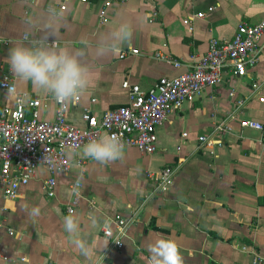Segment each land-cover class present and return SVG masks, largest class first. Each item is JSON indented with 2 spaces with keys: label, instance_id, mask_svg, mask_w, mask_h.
Instances as JSON below:
<instances>
[{
  "label": "crops",
  "instance_id": "obj_1",
  "mask_svg": "<svg viewBox=\"0 0 264 264\" xmlns=\"http://www.w3.org/2000/svg\"><path fill=\"white\" fill-rule=\"evenodd\" d=\"M61 5L64 11H60ZM49 9L63 15L58 44L73 51L83 49L82 35L87 34L94 45L100 34L121 21L129 22L133 30L130 43L121 48L120 53H128L122 59L120 53L94 58L86 50L93 78L79 106L67 112V121L75 127L83 126L80 115L84 108L100 117L127 105L128 92L121 87L124 81L147 91L161 77L190 69L207 51L211 39L229 40L240 23L264 20V0H130L113 4L102 19L103 6L94 1L0 0V38L9 41L0 50L5 70L10 69L6 60L10 47L28 30L25 21L35 20ZM197 13L206 17L193 19L190 28L186 27L182 21ZM39 36V31L32 30L30 39ZM131 50L138 54L130 55ZM157 54L183 66L175 69ZM257 83L263 88L253 97L251 87ZM18 87L23 94L41 100L42 120L54 119L56 106L51 95L34 90L30 82ZM231 90L234 97H229ZM259 97L264 99V52L244 77H236L226 67L221 85L205 89L195 102L169 115L157 128L153 154L127 148L123 160L106 165L77 155L70 173L56 178L53 198L42 191V182L48 177L43 168L36 169L14 200H6L0 189V252L11 264H92L79 254L63 228L64 217L69 215L66 206L72 201L69 187L81 178L80 199L72 215L80 224V237L96 255L103 252L104 264H148L147 245L158 238L175 241L184 264H251L255 255L264 257V204L260 203L264 197V100L259 102ZM13 106L6 94H0V109ZM233 112L237 119L261 123L263 131L241 130L233 121L232 132L223 138L224 147L215 156L198 148V136L212 132ZM166 167L176 169L171 186L145 201L154 188L147 174ZM34 207L40 209L38 216L30 214ZM135 211L139 222L123 239L122 249L109 250L102 235L103 219L126 217ZM91 215L101 226L90 224Z\"/></svg>",
  "mask_w": 264,
  "mask_h": 264
},
{
  "label": "built area",
  "instance_id": "obj_2",
  "mask_svg": "<svg viewBox=\"0 0 264 264\" xmlns=\"http://www.w3.org/2000/svg\"><path fill=\"white\" fill-rule=\"evenodd\" d=\"M81 4L98 2L103 6L100 18L113 4H125L130 0H74ZM60 11L65 6L59 7ZM212 7L207 9L208 13ZM205 13H197L182 22L187 27L193 19L203 20ZM190 28V26H189ZM9 41L0 38V50ZM264 52V20L247 24L240 23L233 37L229 40L211 39L207 51L197 59L187 71L173 77H161L149 90L143 91L137 85L124 81L122 89L128 92V103L112 110H108L98 117L90 109L84 108L80 120L81 127H75L67 121V112L70 108L79 106L82 97L69 104L61 111V105L55 101L54 119L42 120L39 109L43 108L41 100L30 97L28 103H15L13 107L0 109V189L6 200L18 197L19 189L28 185L36 169L46 170L48 177L42 182V191L48 198L55 196L56 178L67 175L71 171V161L67 160L66 148L72 144H79L82 148L93 138L103 134L118 136L124 149L134 148L142 154L151 155L156 151L157 128L160 127L169 115L178 111L184 104H191L201 97L202 92L208 88H215L223 82V72L229 67L233 74L244 77L247 70L253 69L259 63ZM128 53H120L124 58ZM138 51L131 50L130 55H137ZM157 58L171 64L175 69L181 68L180 62L170 57ZM14 83L10 69L0 63V94H7L9 84ZM262 84H253L251 95L258 97L262 91ZM234 90L229 97H234ZM264 99L258 98L259 102ZM90 103H95L91 99ZM242 105V102H239ZM235 112L227 116L226 120L217 124L212 132L200 135L197 138L198 148L203 149L209 156H215L218 149L224 147L223 138L232 132L230 123L237 121L241 130H254L261 132V123L250 119H237ZM185 138L186 135L183 134ZM47 156L55 161L59 167L44 162ZM176 169L166 167L157 174L148 173L147 177L153 180L154 188L151 196L166 192L173 182ZM76 183V182H75ZM72 201L66 206V212L73 214L80 196H75L71 189ZM91 207L93 203L91 202ZM139 213L126 217H115L110 220L111 235L102 229V235L108 240L109 250H121L123 239L127 237L130 229L139 222ZM13 235V231H9ZM119 241V243H117ZM20 259V262H24ZM0 264H11L7 256L0 252ZM251 264H264V257L255 255Z\"/></svg>",
  "mask_w": 264,
  "mask_h": 264
},
{
  "label": "clouds",
  "instance_id": "obj_3",
  "mask_svg": "<svg viewBox=\"0 0 264 264\" xmlns=\"http://www.w3.org/2000/svg\"><path fill=\"white\" fill-rule=\"evenodd\" d=\"M62 21L63 15L52 9L35 20L30 17L25 21L28 30L25 31L23 39L13 43L6 59L15 81L7 88L6 100L9 103H28L30 97L23 94L18 85L30 82L34 90L51 95L63 111L70 103L84 96L91 87L93 75L87 63L86 50H90L94 58L115 56L121 52L123 45L130 43L133 36L130 23L121 21L114 28L100 34L94 45L87 34L82 35L80 41L83 49L73 51L57 42L56 37ZM32 30L39 31L40 36L30 39ZM124 147L118 136L104 134L91 139L82 149L79 144L69 145L65 154L68 161H74L80 155L106 165L123 160ZM44 162L59 167L47 156L44 157ZM74 166L79 167L78 163H74ZM80 189L81 178H78L71 191L79 197ZM30 214L38 216L40 209L34 207ZM89 221L94 227L101 226L95 215H91ZM63 228L80 255L91 260L92 264H104L103 252L96 255L92 246L80 237L81 228L76 217L71 214L64 217ZM102 228L107 235H111L110 218L103 219ZM106 247L107 244L103 249ZM147 247L150 253L148 264H184L178 245L171 239L158 238L148 243Z\"/></svg>",
  "mask_w": 264,
  "mask_h": 264
},
{
  "label": "trees",
  "instance_id": "obj_4",
  "mask_svg": "<svg viewBox=\"0 0 264 264\" xmlns=\"http://www.w3.org/2000/svg\"><path fill=\"white\" fill-rule=\"evenodd\" d=\"M260 203L264 204V197L261 199ZM153 228H155V227H153ZM155 229H157V228H155Z\"/></svg>",
  "mask_w": 264,
  "mask_h": 264
}]
</instances>
